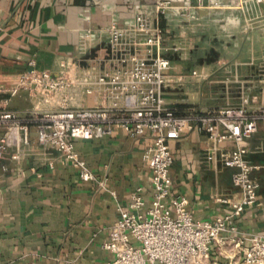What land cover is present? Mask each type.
Listing matches in <instances>:
<instances>
[{"label": "crops", "instance_id": "obj_1", "mask_svg": "<svg viewBox=\"0 0 264 264\" xmlns=\"http://www.w3.org/2000/svg\"><path fill=\"white\" fill-rule=\"evenodd\" d=\"M172 0L166 27L165 56L171 60L166 103L178 113L206 111L238 103L239 81L252 85L264 58V3L257 0ZM156 0H0V84L12 83L34 61L37 68L59 72L65 60L83 66L110 56L104 28L128 26L135 12ZM190 5L198 19L182 14ZM92 30L90 37L85 36ZM208 56V57H207ZM105 67L103 62L99 65ZM197 71V75L193 72ZM215 77V79H209ZM219 84L214 86V84ZM220 89H219V88ZM259 103L264 91L257 87ZM39 99L32 92L14 96L8 107L27 115ZM82 103L95 106L94 95ZM26 156L0 162V264H113L104 248L107 231L142 187L150 200L152 171L145 151L153 138L129 136L117 128L100 139L77 140L76 150L97 179L83 181L72 162L43 148L31 127ZM208 137L194 126L172 140L171 197H188L196 219L214 220L241 193L233 186L234 169L208 160ZM247 161L257 165L258 205L239 217L240 229L264 234V132L244 142ZM232 148L233 143H224ZM101 180H106L100 186Z\"/></svg>", "mask_w": 264, "mask_h": 264}, {"label": "built area", "instance_id": "obj_2", "mask_svg": "<svg viewBox=\"0 0 264 264\" xmlns=\"http://www.w3.org/2000/svg\"><path fill=\"white\" fill-rule=\"evenodd\" d=\"M264 3V0H257ZM172 0H156L154 13L138 9L131 25L112 22L104 28L110 56L83 66L63 60L59 72L37 68L34 61L12 83L0 84V162L28 154L35 126L43 148L55 149L69 159L81 180H96V174L76 150L77 140L111 136L117 128L131 137L153 138L145 151L152 171V197L146 200L142 187L132 194L127 206H120L119 218L107 231L104 248L114 256L113 264H264V234L250 233L238 226L247 208L258 205L257 165L247 159L245 141L264 132V58L260 76L252 85L239 81L238 103L198 111L178 113L166 103L165 92L171 80V60L165 56L167 38L162 20L172 8ZM220 7L218 0L213 7ZM182 14L198 19L190 5ZM92 30L85 36L90 37ZM105 62L107 66L99 65ZM197 75V71L193 72ZM29 91L39 101L27 115L9 106L11 99ZM94 95L95 106L82 103ZM194 126L208 137V160L234 169L233 186L238 200H224L230 210L214 220H198L188 207V197H171V171L174 162L170 142ZM224 143H233L226 148ZM106 180H101L100 186Z\"/></svg>", "mask_w": 264, "mask_h": 264}, {"label": "rangeland", "instance_id": "obj_3", "mask_svg": "<svg viewBox=\"0 0 264 264\" xmlns=\"http://www.w3.org/2000/svg\"><path fill=\"white\" fill-rule=\"evenodd\" d=\"M207 57H208V56H207ZM209 79H213V80H214L215 77H211V78H209ZM218 85H219V84H216V83L214 84V86H218ZM218 88H219V87H218ZM219 89H220V88H219Z\"/></svg>", "mask_w": 264, "mask_h": 264}]
</instances>
